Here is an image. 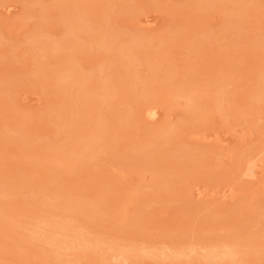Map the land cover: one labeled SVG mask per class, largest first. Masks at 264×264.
I'll list each match as a JSON object with an SVG mask.
<instances>
[{
    "label": "rangeland",
    "instance_id": "1",
    "mask_svg": "<svg viewBox=\"0 0 264 264\" xmlns=\"http://www.w3.org/2000/svg\"><path fill=\"white\" fill-rule=\"evenodd\" d=\"M204 263L264 264V0H0V264Z\"/></svg>",
    "mask_w": 264,
    "mask_h": 264
},
{
    "label": "bare ground",
    "instance_id": "2",
    "mask_svg": "<svg viewBox=\"0 0 264 264\" xmlns=\"http://www.w3.org/2000/svg\"><path fill=\"white\" fill-rule=\"evenodd\" d=\"M132 52H133V51H132ZM130 57H131V56H130ZM124 58H125V57H124ZM122 59H123V58H122ZM67 72H68V74L70 75V73L72 72V70H68ZM69 75H68V76H69ZM76 75H77V74H76ZM73 78H76V79H77V78H79V77L77 76V77H73ZM84 79H86V78H84ZM83 81H87V80H83ZM193 87H194V86H193ZM255 92H256V91H255ZM185 93H187V92H185ZM89 94H90V93H89ZM105 95H106V94H105ZM86 98H87V97H86ZM195 100H196V99H195ZM258 100H259V99H258ZM191 103H192V102H191ZM188 105H189V104H188ZM190 107H191V106H190ZM147 108H148V107H147ZM153 110H155V109H153ZM153 110L150 109V111L148 112V113H149V116H151V117H154V115H155V113H154ZM190 110H191V109H190ZM232 111H233V110H232ZM145 112H146V111H145ZM72 124H73V123H72ZM169 127H170V126H169ZM176 129H177V128H176ZM168 130H169V129H168ZM93 131H94V130H93ZM95 132H96V131H95ZM95 132H92V133H91V134H92L91 136H92L93 138H94V137L97 138V137L94 135ZM162 132H163V131H162ZM159 133H160V132H159ZM98 134H99V133L97 132L96 135L99 136ZM161 134H162V133H161ZM89 142H90V141H89ZM89 142H88V143H89ZM92 143H93V140H92ZM152 143H153V142H152ZM97 144H99V143L97 142ZM86 145H87V146H86ZM90 145H91V142L89 143V146H88V144L83 145V147H80V146H79V148L76 149V150H77L76 152H75L73 149H72V150L75 152V154L78 153L79 156H80V155H82V154L85 153V152H84L85 149H86L85 147H90ZM92 146H93V145H92ZM92 146H91V148H92ZM69 149H70V148H69ZM73 151H72V152H73ZM83 152H84V153H83ZM64 156H65V155H64ZM75 157H76V156H75ZM81 157H83V155H82ZM63 158H64V157H63ZM250 171H252L253 174L256 173L254 169H252V170H250ZM2 210H3V209H2ZM5 213H7V212H5ZM35 226H36V225H35ZM35 233H36V232H35ZM74 233H75V232H74ZM32 234H33V233H32ZM32 234H31V235H32ZM35 235L38 236V234H35ZM59 235H60V236H57V237H61V236H62V233L60 232ZM63 235L65 236L64 233H63ZM70 235H72V234H70ZM37 236H36V237H37ZM65 237H66V236H65ZM31 238H32V237H31ZM45 238H46V237H45ZM67 238H69V237H67ZM47 239H48V238H47ZM49 239H50V240H49ZM49 239H48L47 241H49L51 244L56 245V246H58V245H60V244L62 243V241H60V240H62V239L59 240L58 238H56V237H54V236L50 237ZM72 241H73V240H72ZM75 242H76V241H75ZM75 242H74V243H75ZM80 242H82V241H80ZM76 243H77V242H76ZM83 243L86 244L85 247H87V248H85V250L88 249V248H89V250H90V248L93 247V246L96 244V243H95V240L93 241V240H90V239H89V240H87V239L85 240V239H84ZM97 243H98V241H97ZM70 244H71V243H70ZM81 244H82V243H81ZM96 245H97V244H96ZM96 245H95V246H96ZM122 246H123V245H122ZM69 247H70V245H69ZM71 247H72V246H71ZM77 247H78V245H77ZM211 247H212V246H211ZM222 247H223V246H222ZM72 248H74V247H72ZM108 249H109V248H108ZM216 249H217V248H216ZM129 250H130V249H129ZM219 250H220V249H219ZM222 250H223V249H222ZM222 250H221V251H222ZM80 251H81V249H80ZM210 251L212 252L211 249H210ZM214 251H215V249H214ZM217 251H218V250H217ZM217 251H216V252H217ZM221 251H220V252H221ZM86 252H88V251H86ZM89 252H90V251H89ZM144 252H145V251H144ZM130 253H131V252H130ZM133 253H134V252H133ZM133 253H132V254H133ZM231 253H232V251L224 250V251L221 252L220 255H221L223 258H227V259H228V258H230ZM86 254H87V253H86ZM136 254H138V253H136ZM212 254H213V253H212ZM210 255H211L210 253H207V254L202 255L201 258H203L204 260H206V261L203 260L204 262H208V261H211V258H212ZM209 256H210L211 258H210ZM224 256H225V257H224ZM172 258H173V257H172ZM172 258H171V259H172ZM213 258H214V254H213ZM134 259H135V258H134ZM215 259H216V258H215ZM208 263H209V262H208ZM204 264H205V263H204Z\"/></svg>",
    "mask_w": 264,
    "mask_h": 264
}]
</instances>
